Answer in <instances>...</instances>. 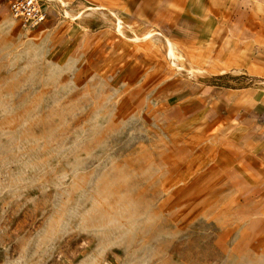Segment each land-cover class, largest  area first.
Instances as JSON below:
<instances>
[{
    "label": "rangeland",
    "instance_id": "rangeland-1",
    "mask_svg": "<svg viewBox=\"0 0 264 264\" xmlns=\"http://www.w3.org/2000/svg\"><path fill=\"white\" fill-rule=\"evenodd\" d=\"M61 7L28 28L0 2V264H264V177L229 126L166 121L176 87L264 89L251 47L233 63L228 30L186 51Z\"/></svg>",
    "mask_w": 264,
    "mask_h": 264
},
{
    "label": "crops",
    "instance_id": "crops-1",
    "mask_svg": "<svg viewBox=\"0 0 264 264\" xmlns=\"http://www.w3.org/2000/svg\"><path fill=\"white\" fill-rule=\"evenodd\" d=\"M59 5L65 13L78 6H85L87 12L107 11L120 29L139 32V40L157 35L186 51L207 47L228 30L239 37L229 47L227 60L235 63L243 48L251 47L246 58L248 68L255 72L264 68V0H53L42 3L47 14L44 23L57 20ZM113 33L103 35L100 45L114 51L112 45L117 42L116 51L120 52L125 36ZM210 88H174L171 98L176 102L171 106L166 103V121H211L219 128L229 126L235 162L264 177V89Z\"/></svg>",
    "mask_w": 264,
    "mask_h": 264
},
{
    "label": "built area",
    "instance_id": "built-area-1",
    "mask_svg": "<svg viewBox=\"0 0 264 264\" xmlns=\"http://www.w3.org/2000/svg\"><path fill=\"white\" fill-rule=\"evenodd\" d=\"M5 4L13 18L23 26L35 28L44 24L47 14L41 5V0H0Z\"/></svg>",
    "mask_w": 264,
    "mask_h": 264
},
{
    "label": "bare ground",
    "instance_id": "bare-ground-1",
    "mask_svg": "<svg viewBox=\"0 0 264 264\" xmlns=\"http://www.w3.org/2000/svg\"><path fill=\"white\" fill-rule=\"evenodd\" d=\"M168 46V45H167ZM168 55L171 57V58H174V50L172 48V45H169L168 47Z\"/></svg>",
    "mask_w": 264,
    "mask_h": 264
}]
</instances>
